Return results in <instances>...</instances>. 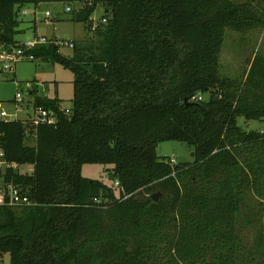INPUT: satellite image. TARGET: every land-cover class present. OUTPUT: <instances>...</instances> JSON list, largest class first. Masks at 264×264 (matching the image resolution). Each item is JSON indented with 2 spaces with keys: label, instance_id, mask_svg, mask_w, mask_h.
Returning <instances> with one entry per match:
<instances>
[{
  "label": "trees",
  "instance_id": "1",
  "mask_svg": "<svg viewBox=\"0 0 264 264\" xmlns=\"http://www.w3.org/2000/svg\"><path fill=\"white\" fill-rule=\"evenodd\" d=\"M43 3L78 6L73 21L100 47L33 50L74 73L70 114L35 91L54 124L0 118V151L17 165L0 184L35 203L0 206V264H264V132L237 123L264 122V55L240 77L220 72L226 30L264 28V0H0V42L19 46L21 9ZM164 141L194 160L160 157ZM85 164L110 165L114 185Z\"/></svg>",
  "mask_w": 264,
  "mask_h": 264
},
{
  "label": "rangeland",
  "instance_id": "2",
  "mask_svg": "<svg viewBox=\"0 0 264 264\" xmlns=\"http://www.w3.org/2000/svg\"><path fill=\"white\" fill-rule=\"evenodd\" d=\"M65 3H43L39 6L25 5L19 14L21 32L16 36L18 41H25L36 36H44L48 39L57 38L59 41L74 43L84 49L93 47L99 51L100 37L90 33L83 23L73 21L74 11L78 6L71 7L73 12H67ZM51 13L50 17L46 13ZM104 13L102 5L98 6L94 20H101ZM87 50V49H86ZM76 49L60 46L59 52L67 57H72ZM256 53L264 55V28L240 33L226 30L225 42L220 57V72L224 77L237 78L249 69V61ZM90 54V53H89ZM15 73H2L0 81V115L4 118L16 121L17 118L26 119L28 110H17L14 104L15 96L19 90H24L27 82H36L39 94L49 98H59L63 109L73 107L74 97V73L53 61L38 59L32 62L19 63ZM21 83V87H18ZM44 89V91H42ZM18 116H17V115ZM2 118V117H0ZM4 118H2L4 120ZM238 125L246 131L264 132V122L259 120H247L239 117ZM29 145H35V140L28 139ZM194 147L179 141H164L159 146V155L175 163L192 162ZM110 165L85 164L82 167V175L90 181H101L109 186L114 185L108 170ZM22 172H31V166H22ZM2 262H10V254H4Z\"/></svg>",
  "mask_w": 264,
  "mask_h": 264
},
{
  "label": "built area",
  "instance_id": "3",
  "mask_svg": "<svg viewBox=\"0 0 264 264\" xmlns=\"http://www.w3.org/2000/svg\"><path fill=\"white\" fill-rule=\"evenodd\" d=\"M67 12H71V7H67ZM47 17L51 16V13H46ZM93 24L91 27V31H96L97 28L101 25V23H106V20H94L92 18ZM55 44L60 49V46H67L70 48H75L74 43H66L64 44L62 41H59L57 38L48 39L44 36H36L27 41L21 42L19 46L13 47L8 46L0 42V81L2 80V73L11 72L15 73V68L19 63L25 61H35L37 57L33 54V50L37 47ZM18 87H21V83ZM39 85L36 82H27L24 90H19L15 96V105L17 110H28L27 119L24 121L25 123L30 124L33 128L37 127L40 124H54L57 121L56 115L53 111L45 109L42 106H36L34 97L35 91H37V95L39 94ZM44 91V89L42 90ZM203 96L199 95L197 98H193V101H202ZM66 114H70V109L65 111ZM5 114H1L0 117L4 118ZM4 120L9 121L4 118ZM29 132V131H28ZM17 168L16 164H10L5 160V156L3 151H0V169L4 168ZM116 185H119L117 182ZM1 205H10L14 207H22V206H30L35 205L34 202L30 199V197L23 193L22 190L11 184H0V206Z\"/></svg>",
  "mask_w": 264,
  "mask_h": 264
},
{
  "label": "water",
  "instance_id": "4",
  "mask_svg": "<svg viewBox=\"0 0 264 264\" xmlns=\"http://www.w3.org/2000/svg\"><path fill=\"white\" fill-rule=\"evenodd\" d=\"M185 103L190 104L188 99L185 100ZM192 156L194 157V153L192 154ZM159 197H160V194L153 195V199L156 201L158 200Z\"/></svg>",
  "mask_w": 264,
  "mask_h": 264
},
{
  "label": "crops",
  "instance_id": "5",
  "mask_svg": "<svg viewBox=\"0 0 264 264\" xmlns=\"http://www.w3.org/2000/svg\"><path fill=\"white\" fill-rule=\"evenodd\" d=\"M29 40V39H28ZM25 41H27V40H25ZM20 42H22V41H20ZM24 42V41H23ZM38 60V59H37ZM14 104H15V101H14ZM17 115V114H16ZM18 116V115H17ZM27 119V118H26ZM26 119H21V118H17V120H21V121H25ZM10 121V120H9ZM33 139V138H32ZM33 140H35V139H33Z\"/></svg>",
  "mask_w": 264,
  "mask_h": 264
}]
</instances>
